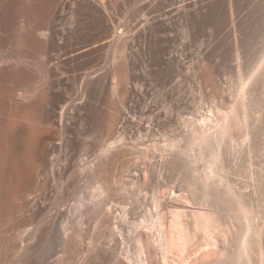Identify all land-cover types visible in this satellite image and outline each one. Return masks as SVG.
Returning a JSON list of instances; mask_svg holds the SVG:
<instances>
[{
  "label": "rangeland",
  "instance_id": "obj_1",
  "mask_svg": "<svg viewBox=\"0 0 264 264\" xmlns=\"http://www.w3.org/2000/svg\"><path fill=\"white\" fill-rule=\"evenodd\" d=\"M52 25L65 36H55L48 51L56 98L51 120L60 121L66 103L69 229L81 235L78 244L69 242L66 264H141L144 258L164 264L157 243L160 221L168 226L170 216L157 205L188 190L211 160L206 153L188 164L168 145L183 140L195 121L208 117L214 126L232 109H241L245 122L222 169L246 194L256 224L254 257L264 262V0H60ZM111 144L120 148L105 160L102 151ZM179 144L193 153L186 141ZM100 181L113 187L111 210L91 190ZM198 187L190 212L213 205L204 199L203 182ZM75 189L84 215L75 212ZM105 207L113 217L106 218ZM216 215L229 232L218 245L233 254L242 217L234 209ZM198 246L191 250L200 252ZM169 256L173 264L176 253Z\"/></svg>",
  "mask_w": 264,
  "mask_h": 264
},
{
  "label": "bare ground",
  "instance_id": "obj_2",
  "mask_svg": "<svg viewBox=\"0 0 264 264\" xmlns=\"http://www.w3.org/2000/svg\"><path fill=\"white\" fill-rule=\"evenodd\" d=\"M40 7L45 8L44 15ZM59 7L60 0H0V264H51L49 261L54 256V264H66L69 242L78 244L81 238L78 230L70 232L69 229L70 215L74 210L70 211L71 201L67 196L65 180L69 147L65 122L68 111H64L66 103L59 115L60 121L54 123L51 120L56 98L47 70L48 51L55 36L61 40L65 36L64 30L56 31L52 25ZM64 50L62 46L59 51L61 56ZM243 115L241 109H232L221 114L214 126L211 119L202 118L193 123L183 140L172 141L168 145L188 164L202 162L206 153H211V160L198 173L200 176L192 178L188 190L181 194L174 192L170 201L157 205L159 211L165 210L170 216L168 226L162 219L160 221L157 243L165 252L164 264H171L168 256L172 253H176L175 264H264L254 257L256 224L247 210L246 194L233 186L222 169L224 152L236 142V132L244 126ZM183 141L194 154L189 155V150L182 151L179 143ZM118 148L119 144L105 147L103 159L107 160ZM199 170L194 166L193 173ZM51 176L52 182L49 180ZM104 182H98L97 187L91 190L98 192L102 198L104 195L110 209L116 199H112L113 194H110L113 187L111 189ZM201 182L207 190L203 192L204 199L208 202L212 199L213 207L190 212L188 201L199 194ZM88 186L93 187L90 183ZM96 193L95 198L101 199ZM122 196L125 197V194L122 193ZM72 197L76 203L75 212L84 215L87 207L79 200L77 189ZM105 200L102 202H107ZM123 206L126 217L128 207L124 203ZM107 207L105 213L109 219L113 213ZM231 209L242 217L237 229V251L233 254L218 245L221 238L229 237V232L216 215L218 210ZM84 223L78 222V228ZM109 227L112 228V225ZM147 240L144 242L148 246L150 241ZM197 242L203 245L199 247ZM193 246L202 250L199 252L196 249L195 252H198L195 253ZM140 262L149 264L145 258Z\"/></svg>",
  "mask_w": 264,
  "mask_h": 264
}]
</instances>
